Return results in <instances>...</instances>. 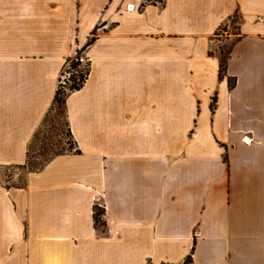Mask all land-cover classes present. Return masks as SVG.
Masks as SVG:
<instances>
[{
    "label": "crops",
    "instance_id": "1",
    "mask_svg": "<svg viewBox=\"0 0 264 264\" xmlns=\"http://www.w3.org/2000/svg\"><path fill=\"white\" fill-rule=\"evenodd\" d=\"M154 1L0 0V264H264V0ZM83 48L73 152L8 186Z\"/></svg>",
    "mask_w": 264,
    "mask_h": 264
},
{
    "label": "rangeland",
    "instance_id": "2",
    "mask_svg": "<svg viewBox=\"0 0 264 264\" xmlns=\"http://www.w3.org/2000/svg\"><path fill=\"white\" fill-rule=\"evenodd\" d=\"M151 2L155 1L142 0L141 4L145 6ZM240 23L241 19L239 16L237 14L233 15L215 34V38L219 41H224L230 36H236L240 31ZM228 45L223 44V49H221L223 54L227 52ZM79 53L78 58L83 62H80V66L77 67L76 71L82 70L87 64L83 52L79 51ZM73 72L74 70L69 65H66L60 77L61 86L67 89L71 84L69 79ZM73 150L74 146L65 125L64 110L54 105L49 110L29 146L27 163L19 169L4 170L1 172L2 180L8 186L21 187L24 184L25 174L28 171L38 170L53 156L73 152Z\"/></svg>",
    "mask_w": 264,
    "mask_h": 264
},
{
    "label": "trees",
    "instance_id": "3",
    "mask_svg": "<svg viewBox=\"0 0 264 264\" xmlns=\"http://www.w3.org/2000/svg\"><path fill=\"white\" fill-rule=\"evenodd\" d=\"M143 4L140 5V8H143ZM92 38L89 39V41L87 42L86 47H88L91 42H92ZM85 48H83L82 50H80L81 52H84ZM227 53L223 54L222 52H220V66H219V79H223L226 77V58H227ZM79 51L76 52L75 57H73L72 59H70L67 62V65L70 66V68L72 70H74V72L72 73V75L70 76V85L67 87V89L63 86H61L60 84H58L57 89L55 91V95H54V99H53V106L56 105L57 107H61L64 110V115H66V111H65V101L67 99V97L72 94L75 93L77 91H79L83 85L85 84L88 75H89V64L87 63L85 68H83L82 70L76 71L77 67L80 66V59L78 58L79 56ZM75 73V74H74ZM227 82H228V87L229 89H231L234 85V81L230 78H227ZM216 105V98L214 97L212 99L211 102V111L214 110V107ZM69 137H70V133L69 130L67 129ZM77 152V151H76ZM60 154H57L55 156H58ZM54 157V156H53ZM50 160V159H49ZM224 160H226L224 158ZM99 215V212H97L96 214H93V221H94V226L98 227L97 225V216ZM192 254H193V249L191 251V254L184 260L183 264H191L192 263Z\"/></svg>",
    "mask_w": 264,
    "mask_h": 264
},
{
    "label": "built area",
    "instance_id": "4",
    "mask_svg": "<svg viewBox=\"0 0 264 264\" xmlns=\"http://www.w3.org/2000/svg\"><path fill=\"white\" fill-rule=\"evenodd\" d=\"M80 62L82 63L83 61L80 60ZM97 212H99V215L97 216L98 227H101L106 235L115 234V232L112 229L113 222L107 218L104 208L101 204L100 197H95L93 199V214L94 213L96 214Z\"/></svg>",
    "mask_w": 264,
    "mask_h": 264
}]
</instances>
